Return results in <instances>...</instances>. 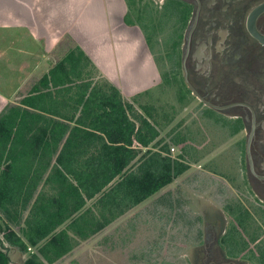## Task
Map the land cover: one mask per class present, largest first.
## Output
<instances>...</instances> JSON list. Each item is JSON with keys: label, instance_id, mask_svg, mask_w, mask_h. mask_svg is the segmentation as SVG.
I'll use <instances>...</instances> for the list:
<instances>
[{"label": "rangeland", "instance_id": "1", "mask_svg": "<svg viewBox=\"0 0 264 264\" xmlns=\"http://www.w3.org/2000/svg\"><path fill=\"white\" fill-rule=\"evenodd\" d=\"M160 4V0H138V3L135 0L128 15L137 25L141 22L156 25L158 35L154 40L157 41L152 49L147 48L157 75L151 87L136 95L140 101L154 105L163 120L160 137L163 141L150 147V152L146 150L144 154L143 150V157L135 164L139 166L149 157L153 160L150 167L161 171V166L168 167L171 161L169 171L173 181L141 201L137 196L127 203H117L112 213L106 215L105 222L98 219L95 230L85 235L71 231L62 235L60 231L47 241L34 242L25 235L30 231L25 221L18 226L8 216H3L0 225L2 264H187L198 242L207 240L213 232L223 240L225 227L232 230L226 240L233 241L232 235H236L252 252L246 264H261V247L258 246L264 244V199L255 195L248 175L242 147L244 131L238 130L237 122L220 112L203 109L197 100L181 97L187 90L183 83L179 84L178 77L164 79V73H171L174 65L161 52ZM100 5L102 9L96 6L89 12L105 23L107 0ZM100 22L98 25L102 27ZM74 44L68 35L61 38L48 57L50 67ZM141 52L147 53L143 48ZM90 68L95 79L107 78L96 63ZM40 75L41 72L36 75L37 80ZM174 135L186 140L176 142L172 139ZM165 142L175 150L161 151ZM161 153L170 158L167 164L163 163ZM174 162L178 163L175 171ZM184 163L188 167L174 174ZM142 176H148V172ZM242 216L246 219L241 220ZM254 232L260 235L256 239H253ZM13 235L19 239L12 241ZM233 242L239 246L240 242Z\"/></svg>", "mask_w": 264, "mask_h": 264}, {"label": "trees", "instance_id": "2", "mask_svg": "<svg viewBox=\"0 0 264 264\" xmlns=\"http://www.w3.org/2000/svg\"><path fill=\"white\" fill-rule=\"evenodd\" d=\"M125 1L124 20L137 25L128 18L135 0ZM139 26L152 49L157 41L156 25L141 22ZM168 60L173 64L171 57ZM91 65L95 67L89 55L74 44L26 94L0 112V209L5 211L11 205L25 211L43 181L55 190L44 195L46 204H39L37 196L34 209H30L32 214L42 211L36 218L39 229L44 223L48 225L40 240L65 221L71 220L70 228L80 223L76 215L89 200L100 197L106 206L111 205V189L124 204L137 196L141 201L173 181L169 171L172 163L162 153L163 163L170 161V165H162L161 171L150 167L153 160L149 157L139 166L135 164L143 148L150 152V147L163 141L159 111L140 101L139 95L126 97L109 79H95ZM170 76L176 80L175 66L171 73H164L165 80ZM172 139L179 142L186 137L180 140L174 135ZM161 151H170L168 142ZM177 164L173 163L174 171ZM187 167V163L182 164L174 174ZM252 235L253 239L260 236L257 232ZM231 240L241 242L236 235ZM260 247V263L264 264V244Z\"/></svg>", "mask_w": 264, "mask_h": 264}, {"label": "flooded vegetation", "instance_id": "3", "mask_svg": "<svg viewBox=\"0 0 264 264\" xmlns=\"http://www.w3.org/2000/svg\"><path fill=\"white\" fill-rule=\"evenodd\" d=\"M160 2L161 52L187 90L181 97L237 122L255 195L264 199V43L250 29L264 34V10L256 14L264 0ZM231 232L225 227L223 240L209 234L187 264H246L252 252L226 240Z\"/></svg>", "mask_w": 264, "mask_h": 264}, {"label": "crops", "instance_id": "4", "mask_svg": "<svg viewBox=\"0 0 264 264\" xmlns=\"http://www.w3.org/2000/svg\"><path fill=\"white\" fill-rule=\"evenodd\" d=\"M102 1L0 0V112L30 90L39 80L36 78L39 72L41 77L47 72L50 67V52L65 35L70 36L75 45L89 55L114 85L121 87L120 90L126 97L151 87L157 68L147 48L143 30L139 25H128L125 22V0H107L108 11L104 13L107 16L105 23L108 22L106 27L104 22H100L101 19L91 15L95 13L89 12V9L96 6L102 9ZM91 3L94 5L90 6ZM142 48L147 51L146 54L141 52ZM26 88H29L28 91L21 94ZM146 149L143 148L144 151ZM140 157H143V152ZM54 192L52 185L43 181L38 185L31 204L25 211L21 212L16 206L8 205L5 211L0 209V217L8 216L18 226H22L25 221L30 228L25 235L34 242H41L49 240L48 237L60 231H63L62 235L68 231L89 234L95 230L97 220L105 222L106 215H110L119 203L117 195L111 189V205L106 206L100 197L97 201V198L89 200L76 215L81 218L80 223L70 228L71 220L65 221L48 237L40 240V235L48 225L44 223L42 229H39L36 218L42 211L35 210L32 214L30 209H34L31 207L37 196H40L39 204L43 205L46 204L45 196ZM88 209L91 211L87 214ZM90 226L94 229L90 230ZM11 239L13 241L19 238L13 235Z\"/></svg>", "mask_w": 264, "mask_h": 264}, {"label": "water", "instance_id": "5", "mask_svg": "<svg viewBox=\"0 0 264 264\" xmlns=\"http://www.w3.org/2000/svg\"><path fill=\"white\" fill-rule=\"evenodd\" d=\"M263 10H264V6L259 7V9L256 11V14H259V13H260L261 11H263ZM250 29H251L252 33L255 35V37H256L260 42L264 43V34L258 32V31L256 30V28H255V24H254V26L251 27ZM248 156H249V158H250L251 170H252V172L254 173V169H253L252 161H251V156H250V154H249V148H248Z\"/></svg>", "mask_w": 264, "mask_h": 264}, {"label": "built area", "instance_id": "6", "mask_svg": "<svg viewBox=\"0 0 264 264\" xmlns=\"http://www.w3.org/2000/svg\"><path fill=\"white\" fill-rule=\"evenodd\" d=\"M171 150H175V147H171Z\"/></svg>", "mask_w": 264, "mask_h": 264}]
</instances>
